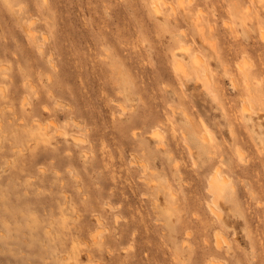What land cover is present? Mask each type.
<instances>
[{
  "label": "rangeland",
  "instance_id": "obj_1",
  "mask_svg": "<svg viewBox=\"0 0 264 264\" xmlns=\"http://www.w3.org/2000/svg\"><path fill=\"white\" fill-rule=\"evenodd\" d=\"M263 32L264 0H0V264H264Z\"/></svg>",
  "mask_w": 264,
  "mask_h": 264
},
{
  "label": "bare ground",
  "instance_id": "obj_2",
  "mask_svg": "<svg viewBox=\"0 0 264 264\" xmlns=\"http://www.w3.org/2000/svg\"><path fill=\"white\" fill-rule=\"evenodd\" d=\"M263 35H264V32H263ZM242 72H243V74H245V76H249L250 75V74L249 75L247 74L248 72L246 71V69L242 70ZM247 78L248 77H246V79ZM248 79L250 80L251 77L249 76ZM248 82H250V84H251V81H248ZM250 87H251V85L249 86L248 89H251ZM37 124H38L39 127L43 126L41 123H37ZM205 139H207V138H205ZM219 169H220V165L217 166L216 172L214 173V175L212 176V178L210 179V182H209L210 190L213 192V200H214L215 203H217L219 201L220 196H222V193H223V191L225 189V185H226L225 178H223L222 176H220L218 174ZM210 209H211V211L217 212L216 209L213 206H210ZM217 242L220 243L219 240Z\"/></svg>",
  "mask_w": 264,
  "mask_h": 264
}]
</instances>
